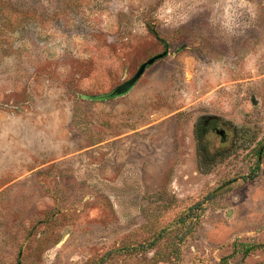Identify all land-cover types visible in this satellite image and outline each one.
<instances>
[{
    "label": "rangeland",
    "instance_id": "374dc122",
    "mask_svg": "<svg viewBox=\"0 0 264 264\" xmlns=\"http://www.w3.org/2000/svg\"><path fill=\"white\" fill-rule=\"evenodd\" d=\"M263 139L264 0H0V264H264Z\"/></svg>",
    "mask_w": 264,
    "mask_h": 264
},
{
    "label": "trees",
    "instance_id": "16d2710c",
    "mask_svg": "<svg viewBox=\"0 0 264 264\" xmlns=\"http://www.w3.org/2000/svg\"><path fill=\"white\" fill-rule=\"evenodd\" d=\"M150 32L153 33L158 39H160V35L158 31L154 27H150ZM206 124V123H205ZM203 130L201 134L199 135L200 143H201V155L203 156V159L206 163H212L217 159V156H221L222 153L216 152V153H210L208 148V145L204 143L205 133L207 130L206 127H202ZM218 133V132H217ZM221 135V134H220ZM255 155H256V161L255 165L252 167L250 174L246 175L244 177V181L248 182L253 180L260 169L261 160L264 158V139L259 142V144L255 148ZM192 215L187 214L186 217H191ZM257 248V245H244L243 252L245 254H249L253 252ZM223 262H226V259L223 260ZM227 264V263H226Z\"/></svg>",
    "mask_w": 264,
    "mask_h": 264
},
{
    "label": "water",
    "instance_id": "95a60500",
    "mask_svg": "<svg viewBox=\"0 0 264 264\" xmlns=\"http://www.w3.org/2000/svg\"><path fill=\"white\" fill-rule=\"evenodd\" d=\"M165 54H166V52L160 53L158 55L151 57L150 59H148L144 63H142V65L140 66V68L138 69L136 74L131 79H129L126 82H124L123 84L117 86L113 91L106 93V94L93 96L92 98L103 100V99H109L112 97H116V96L126 94L127 92H129L134 87V85L137 83L138 79L144 74L146 68L149 65H152L153 63H155L158 59L165 56Z\"/></svg>",
    "mask_w": 264,
    "mask_h": 264
},
{
    "label": "flooded vegetation",
    "instance_id": "af4514ba",
    "mask_svg": "<svg viewBox=\"0 0 264 264\" xmlns=\"http://www.w3.org/2000/svg\"><path fill=\"white\" fill-rule=\"evenodd\" d=\"M206 121H207V120H206ZM216 132H218L219 134H221V136H222L223 138H225V135H226L225 130H218V129H216Z\"/></svg>",
    "mask_w": 264,
    "mask_h": 264
}]
</instances>
